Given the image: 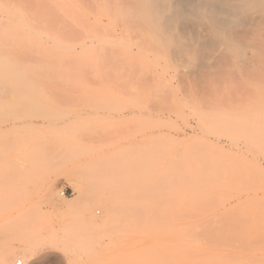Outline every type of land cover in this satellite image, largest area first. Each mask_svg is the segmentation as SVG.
Segmentation results:
<instances>
[{"label": "rangeland", "instance_id": "obj_1", "mask_svg": "<svg viewBox=\"0 0 264 264\" xmlns=\"http://www.w3.org/2000/svg\"><path fill=\"white\" fill-rule=\"evenodd\" d=\"M120 1L0 0V264H264V47Z\"/></svg>", "mask_w": 264, "mask_h": 264}, {"label": "bare ground", "instance_id": "obj_2", "mask_svg": "<svg viewBox=\"0 0 264 264\" xmlns=\"http://www.w3.org/2000/svg\"><path fill=\"white\" fill-rule=\"evenodd\" d=\"M122 2L120 1V3ZM123 3L126 4L125 2ZM127 3L129 4V2ZM126 5L121 8H125ZM143 5L148 13L151 14L152 22L155 24V28L158 29V31L165 33L174 32L175 35L171 39L174 43L176 42L180 48L195 47L196 50L199 49L202 51L203 57L209 56V53L215 55V52H220L218 49L222 46L234 49L238 53H242L244 49L247 48L256 51L264 47V0H144ZM256 36H259V38L254 39ZM258 52L261 53L260 51ZM255 54H257V52ZM256 57L257 56H255V58ZM250 76H252V73ZM184 235L186 237L187 234ZM184 242H188L187 239L183 241V243ZM198 245L197 242L195 246L198 247ZM200 245L202 246V244ZM206 252L208 253V251ZM191 254L192 252H190L189 255ZM195 254L198 253L195 251ZM208 254H210V251ZM201 255L202 253L198 256ZM189 257L191 258L192 255ZM221 261H223V259H221ZM19 264H22V261H20Z\"/></svg>", "mask_w": 264, "mask_h": 264}, {"label": "built area", "instance_id": "obj_3", "mask_svg": "<svg viewBox=\"0 0 264 264\" xmlns=\"http://www.w3.org/2000/svg\"><path fill=\"white\" fill-rule=\"evenodd\" d=\"M61 195H62V196H66V192H65V191H63Z\"/></svg>", "mask_w": 264, "mask_h": 264}]
</instances>
